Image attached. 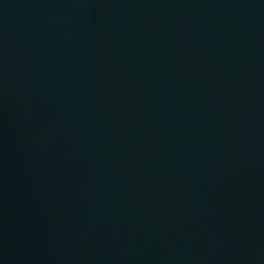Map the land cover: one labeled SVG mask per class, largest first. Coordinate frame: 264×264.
I'll use <instances>...</instances> for the list:
<instances>
[{"label":"water","instance_id":"water-1","mask_svg":"<svg viewBox=\"0 0 264 264\" xmlns=\"http://www.w3.org/2000/svg\"><path fill=\"white\" fill-rule=\"evenodd\" d=\"M0 264H264V0H0Z\"/></svg>","mask_w":264,"mask_h":264}]
</instances>
